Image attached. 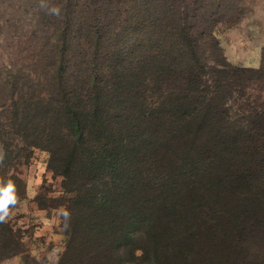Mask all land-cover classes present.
I'll return each instance as SVG.
<instances>
[{
  "label": "trees",
  "instance_id": "1",
  "mask_svg": "<svg viewBox=\"0 0 264 264\" xmlns=\"http://www.w3.org/2000/svg\"><path fill=\"white\" fill-rule=\"evenodd\" d=\"M243 1L46 0L60 7L54 16L41 0H16L17 6L33 3L31 33L38 40L29 34L28 54L15 53L16 63L0 67V130L14 132L9 143L26 148L8 163L46 150L52 169L74 185L95 166L102 172L103 164L132 173L125 167L128 152L150 166V151L158 159L182 153L205 172L203 185L210 180L219 188L210 200L217 195L218 204L243 205L217 212L214 222L196 226L163 253L158 243L168 241L166 233L134 232L144 217L136 207L144 185H125L137 191L119 194L118 210L105 191L89 197L83 185L73 190L82 197L71 202L74 227L59 264H125L122 246L141 254L133 264H239L244 236L264 243V98L246 94L264 70L230 64L217 38L219 28L235 23ZM239 117L246 122L233 128L228 119ZM232 144L237 153L226 154ZM132 178L143 175L139 170ZM251 186L252 195L242 200L241 191ZM233 232L239 241L227 235ZM136 240L155 258L134 248ZM252 260L264 264L262 249Z\"/></svg>",
  "mask_w": 264,
  "mask_h": 264
},
{
  "label": "rangeland",
  "instance_id": "2",
  "mask_svg": "<svg viewBox=\"0 0 264 264\" xmlns=\"http://www.w3.org/2000/svg\"><path fill=\"white\" fill-rule=\"evenodd\" d=\"M15 2L16 0H0L1 68L16 63L15 53L28 54L31 44L26 37L29 34L32 40L34 38L38 40L31 33L35 25L29 16L33 3H22L17 6ZM234 21L233 25L217 30V38L226 61L235 67L264 70V0H244L240 13ZM18 38H22L23 42L20 43ZM217 59L221 60L219 56ZM246 94L251 99L252 96L264 98V79L254 84L251 83ZM228 122H233L235 126L233 128H239L242 123L246 122V119L243 117L230 118ZM155 134L162 133L156 132ZM142 136L146 137L144 134ZM2 137L0 155L3 159L0 161V182L6 183L8 180L14 182L17 202L10 206L6 219L0 221V264H59L66 251L68 235L74 227L73 212L75 211L71 202L82 197L80 193H74L73 190L83 188V185L89 197L97 195L99 189L105 191L108 197H112L113 207L117 210L120 209L119 194L137 191L136 187L125 185L138 184V182L141 187L144 185L141 198L136 204L138 213H144V217L141 223L137 224L134 232L137 234L140 231L146 236L150 234L152 238L157 235L163 236L166 233L168 241L158 243L163 253L171 250L176 240L186 236L189 232H195L196 226H205L207 223L214 222L217 212H224L225 209L226 212L229 209H231L229 211L237 212L243 207L242 204L236 207L237 202L231 205V200L227 205L218 204L217 195L214 200H210L212 197L210 192L220 191L219 188L213 187L210 180L203 185L205 180L202 181L201 177L205 172L186 159L182 153H176V155L172 153L173 157L165 156L158 159L157 155L150 151L151 161L155 163L150 166L142 162L141 157L143 156L128 152L130 157L126 158L125 167L131 166L132 173L124 175L120 171L121 168L116 170L108 164H103L102 172H94V168L97 167L95 166L91 171L92 175L84 173L83 181L74 182L73 185L60 171H56L55 165L52 169L51 155L46 150H32L29 159L19 165L8 163L9 156L18 151L24 153L23 150L25 151L26 148L23 146L18 148L15 143H9L10 139H15L12 131L0 130V139ZM142 141V137L139 136L137 143L141 145ZM226 150V154L237 153V148L233 144L227 145ZM139 163L144 165V169L139 168L137 165ZM139 170L143 179L136 181L132 176L134 173L139 175ZM196 181L201 184V187L194 185ZM195 192L204 194L208 200L193 195L192 193ZM85 194L83 192V195ZM250 195H252V186L240 193L242 200L243 196L246 198ZM231 198L233 194L227 196V199ZM193 220L196 223H191ZM90 223L91 220L80 226L85 228ZM156 228L161 231L156 233ZM227 235L233 238L235 233ZM173 238L175 239L172 240ZM234 241H239V239L235 240L234 237ZM117 244L119 243L115 242L112 245L113 249ZM133 247L146 248L151 254L150 258L154 259L156 256V253L151 252L144 241L136 240ZM239 247H241L240 254L235 256L239 264H255L252 262L254 250L262 249L264 252L263 241L261 242L260 239L252 241L246 236H244V243ZM121 250L122 262L125 264H133L135 256L141 255L135 250L131 252V249L126 246H122ZM163 255L159 257L165 258L166 255ZM115 260L119 259L115 257Z\"/></svg>",
  "mask_w": 264,
  "mask_h": 264
},
{
  "label": "clouds",
  "instance_id": "3",
  "mask_svg": "<svg viewBox=\"0 0 264 264\" xmlns=\"http://www.w3.org/2000/svg\"><path fill=\"white\" fill-rule=\"evenodd\" d=\"M40 7L42 9H47L50 15L59 16L60 7L56 5L49 6L46 0H41ZM3 156L0 155V161H2ZM17 202V195L15 184L13 181L8 180L6 183L0 182V221H4L9 215L10 206L15 205Z\"/></svg>",
  "mask_w": 264,
  "mask_h": 264
}]
</instances>
